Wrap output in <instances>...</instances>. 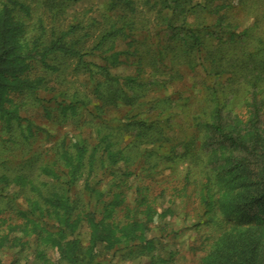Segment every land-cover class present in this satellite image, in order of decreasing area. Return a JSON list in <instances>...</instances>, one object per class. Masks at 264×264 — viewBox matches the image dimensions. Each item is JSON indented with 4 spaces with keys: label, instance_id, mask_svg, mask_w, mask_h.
Here are the masks:
<instances>
[{
    "label": "rangeland",
    "instance_id": "rangeland-1",
    "mask_svg": "<svg viewBox=\"0 0 264 264\" xmlns=\"http://www.w3.org/2000/svg\"><path fill=\"white\" fill-rule=\"evenodd\" d=\"M242 2L0 0L16 70L0 76V264L264 263V197L248 203L264 193V81L255 105L243 79L227 91L232 74L206 73L182 33L202 30L212 51L252 25ZM65 33L82 60L47 52ZM217 104L258 158L208 127ZM65 182L76 210L62 230L38 206Z\"/></svg>",
    "mask_w": 264,
    "mask_h": 264
},
{
    "label": "trees",
    "instance_id": "trees-1",
    "mask_svg": "<svg viewBox=\"0 0 264 264\" xmlns=\"http://www.w3.org/2000/svg\"><path fill=\"white\" fill-rule=\"evenodd\" d=\"M241 1H243L242 3H240L241 7L244 6L242 8L248 10V13H245V16L250 19H254L252 25L241 30L240 32L232 31L228 36V40H219V43L213 47L212 51H205L202 49L204 38L203 34H201L202 30L192 31L188 28H182V33H185L191 38L192 46L189 50L190 52H195L197 54V60L202 59V63L200 64V66L203 67L206 73L209 72L216 77L232 74V80L230 82L231 88L227 91H232L233 88L236 87V84L233 82L234 79H243V83L250 86L248 91L250 93V96L252 97V102L255 105L257 104V81H264V5L259 6L256 0H247V2L246 0ZM251 2H256V4L252 5ZM213 10H215V8ZM123 18H125V15L123 16ZM109 19L113 18L109 17ZM221 21L222 19H220V24ZM132 23V21H123L122 24L118 27V31L113 30L112 32L108 33L106 36H104L105 39L108 38L109 35L114 38H116L117 36H124L123 34L125 27H127V25H132ZM112 24H114V22ZM3 25L4 22L0 20V76L10 77L12 75H15L16 70L15 68H12V66L6 67L5 65L8 62L13 63V60L11 59V50H9V48L2 49L3 46H6L9 39V35H6V31L3 28ZM68 35V33H65L63 35H60L55 40L51 41L47 48V52H60L63 54H68L70 56H75L79 60H82L83 54H81L79 50H77L74 46L66 45L64 43V38H66ZM100 45L101 42L97 44L96 48L99 49ZM113 53L117 54L116 56L121 55L118 54V52ZM122 54L125 53L122 52ZM126 54L129 55V53L127 52ZM5 57H7L8 60ZM254 108L255 112L252 116V120L248 124L250 125V127H254L253 130H255V127L258 123V110L256 107ZM222 113L223 110L222 108H220L219 104L215 105L213 122L212 124L208 125V127L213 130L215 134L219 135L222 138V143L227 145L229 149H233L234 151L242 150L240 151L241 153L244 154L246 152L249 155H255L256 158H258V151L262 149V145L260 146L259 143L254 140V136L251 134H236L234 132V130H236V124L234 125L233 123H229L223 120ZM132 125H138L137 128H144L146 123L143 121H135ZM146 132L147 130H145L142 135L138 134L137 136L145 137ZM103 140L104 139L99 138L97 143L100 144ZM109 145L110 144H107L104 149L108 148ZM81 148H84V146H82ZM97 148L98 146H94L91 152H96ZM112 157H117V155ZM240 161L242 162L241 159ZM94 164L95 161L94 157L92 156L90 158L91 167H93ZM82 166L83 160H71L68 162L67 169H72V174L75 176L82 168ZM68 185H70V182H65V184L60 183L58 186L54 185L50 188V196L43 198L44 206L41 208L38 206V211L40 212V222H42L44 218H48L50 220L56 221L57 225L62 230H64L63 228L68 226L70 215L72 214V212L74 215L76 210V203L74 201H71L70 197L66 195V193L70 191L71 188V186ZM48 187L49 186H47V189ZM91 192H94V190H92ZM263 197L264 193L263 196L251 198L248 203L250 205L257 204L258 202H260L259 199ZM74 262H78V259H75Z\"/></svg>",
    "mask_w": 264,
    "mask_h": 264
}]
</instances>
